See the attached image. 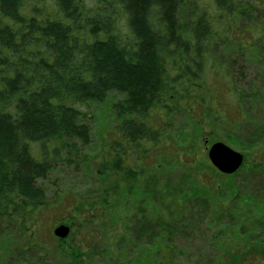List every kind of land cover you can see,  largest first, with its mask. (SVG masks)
<instances>
[{
	"label": "trees",
	"instance_id": "1",
	"mask_svg": "<svg viewBox=\"0 0 264 264\" xmlns=\"http://www.w3.org/2000/svg\"><path fill=\"white\" fill-rule=\"evenodd\" d=\"M107 102L94 157L93 106ZM205 136L264 143V0H0V264H181L172 230L194 204L231 217L211 236L212 264L249 257L253 223L242 253L230 234L244 217L264 226V198H243L239 181L249 166L264 182V155L225 175ZM57 168L92 178L91 196L49 198Z\"/></svg>",
	"mask_w": 264,
	"mask_h": 264
},
{
	"label": "rangeland",
	"instance_id": "2",
	"mask_svg": "<svg viewBox=\"0 0 264 264\" xmlns=\"http://www.w3.org/2000/svg\"><path fill=\"white\" fill-rule=\"evenodd\" d=\"M259 1V0H257ZM123 93L116 90L113 91L110 94V100L111 101H117L124 98L122 95ZM95 119L93 120L91 127H90V134L88 139V145L86 146L88 151L90 152V155L92 156H99L103 155L104 153V145L106 144L108 133H109V127H110V110L108 102L102 105H96L93 106ZM184 128V127H183ZM234 136H237L239 138H243L242 134H234ZM241 136V137H240ZM206 138L202 139V143L205 142L207 145V148L204 150L206 153L205 160L209 161L208 158V150L213 142L209 145V138L205 136ZM244 139V138H243ZM242 142V141H241ZM216 143V142H215ZM227 144V143H226ZM209 145V146H208ZM233 149L241 152L242 154H251L252 152L256 151L258 153V156H250V159L255 160V158L259 157V155H264V143L261 144V147L259 146L257 149H253L250 151L244 150L240 147H237L233 144H227ZM211 164V163H210ZM249 166L244 170V173L240 176L239 181L242 183L241 188V195H243V198L245 197H252L251 202L252 203H260L261 199L264 198V182L260 180L259 177H254L249 175ZM253 177V178H252ZM223 180H220V182ZM92 178H90L87 175L84 174H74L71 170L66 168H57L53 170L47 179L42 181V186L46 190L48 197L51 198L55 195V192L60 190L62 192H65L70 197H74L76 195H80L82 197L88 198V196H91L93 186H95L92 183ZM208 185V183H207ZM214 205V204H213ZM198 205H191L189 208H187V211L185 212V216L179 220L177 224L182 222L181 225L178 227H174L172 230L174 242L177 245V247L180 249L181 254L179 255V260L181 264H212L211 258L209 259L208 256L212 255L216 257V249L217 246L214 242L211 241V236L217 231H220V223H230L229 220L231 217L227 215V211L220 210L219 208H215L213 206H210V208H206L203 206H200L197 208L195 214L193 215L194 208ZM255 219V218H254ZM251 218H243V221H241V225H243L242 230L235 231L234 233L230 234V238L235 239L231 241V246L235 249V252H241V245L243 247L245 246L244 241L241 239L243 237L245 230L247 229L246 226L249 227V224H252V227H250L248 233V238L253 243L254 251L252 252V255L249 257L245 256L244 259H238V263L240 264H249L248 261L251 257L261 256V253L264 254V226H260L257 222V220H254ZM253 220V221H252ZM210 222H213L212 226L210 225ZM236 224V220H235ZM246 226H245V225ZM62 225V224H60ZM67 226H70L69 224H64ZM239 225L238 228L241 226ZM59 226V225H58ZM57 227V226H56ZM55 227V228H56ZM54 228V229H55ZM103 230L101 229L99 231V234H102ZM157 236L160 237L162 234L157 231ZM251 243V244H252ZM151 245V238L150 235H145L144 239H142V243L137 247V249L142 250L145 246ZM136 247H132V252L134 257L135 254V260L137 259V251ZM128 250L130 251V247H128ZM236 253V254H241ZM256 255V256H255ZM213 257V258H214ZM264 258V256H263ZM261 259H251V264H260ZM50 261L53 262V259L50 257ZM112 261V260H111ZM109 261V262H111ZM100 262L99 260H96L92 262V264H131L129 262H126V259L117 260L115 259L114 262ZM246 262V263H245ZM264 263V262H263ZM262 263V264H263Z\"/></svg>",
	"mask_w": 264,
	"mask_h": 264
},
{
	"label": "water",
	"instance_id": "3",
	"mask_svg": "<svg viewBox=\"0 0 264 264\" xmlns=\"http://www.w3.org/2000/svg\"><path fill=\"white\" fill-rule=\"evenodd\" d=\"M208 158L211 165L220 173L232 175L244 164L245 156L224 142L212 144L208 150ZM71 233L67 225H59L54 229V235L59 239H66Z\"/></svg>",
	"mask_w": 264,
	"mask_h": 264
}]
</instances>
